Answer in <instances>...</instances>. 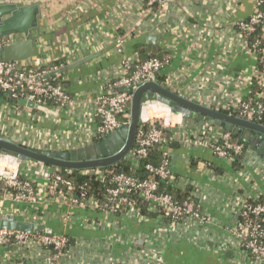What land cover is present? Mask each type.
Returning a JSON list of instances; mask_svg holds the SVG:
<instances>
[{
  "label": "crops",
  "instance_id": "obj_1",
  "mask_svg": "<svg viewBox=\"0 0 264 264\" xmlns=\"http://www.w3.org/2000/svg\"><path fill=\"white\" fill-rule=\"evenodd\" d=\"M31 4L40 5L42 16L34 32L41 40L35 60L48 64L65 58L67 66L88 60L61 74L73 100L71 106L30 111L0 100L2 125L14 134H26L24 141L29 139L33 146L37 142L44 150L77 151L93 145L87 143L92 108L86 104L111 91L109 80L126 61H142L136 46L167 61L158 82L189 100L229 111L252 94L257 56L248 51L236 26L255 13L256 0H165L156 11H148L144 0H34ZM150 37L153 43L148 42ZM119 39H125L121 50ZM8 114L10 124L5 122ZM173 146V168L181 182L202 187L196 198L210 215V223L191 221L172 231L168 221L162 224L156 218L144 221L128 212L80 207L67 191L50 190L42 177L44 165L31 163L22 171L34 177L39 203H16L6 193L0 195V215L10 212L24 221L37 220L51 227L56 236H69L73 243L58 260L52 248L44 247L15 260L147 264L146 253L153 250L161 260L157 264H258L230 243V230L237 205L246 196L264 193V160L253 150L261 163L247 155L236 169L208 147L180 139ZM229 251L232 255L228 257Z\"/></svg>",
  "mask_w": 264,
  "mask_h": 264
},
{
  "label": "built area",
  "instance_id": "obj_2",
  "mask_svg": "<svg viewBox=\"0 0 264 264\" xmlns=\"http://www.w3.org/2000/svg\"><path fill=\"white\" fill-rule=\"evenodd\" d=\"M32 2L34 0H0V3H18L21 5L31 4ZM156 2L160 3L159 6L164 5L161 0H149L148 5L151 6ZM263 4L264 0H256L255 13L248 20L242 21L236 26L238 36L246 44L248 51L257 56L258 69L255 80L262 88H264V41H257L255 44L250 45L248 37L258 29H261L264 33ZM147 10L151 11L150 8ZM23 39V35L20 34L5 36L0 39V48ZM259 45H261L260 50L257 49ZM124 46L125 39H119L117 48L121 50ZM33 59L22 62H0L1 95L9 94L11 98L33 102L39 107V109H35L37 111L48 112L49 109L73 105V100L65 91L63 85L52 84L49 80L51 74L65 68V66H53L45 70L44 68L52 62L45 64L42 61H33ZM166 63V60L155 58L145 62L140 61V59H133L123 64V69L118 72L120 74L116 73L115 77L109 80L111 91L100 93L93 101L86 104V107L89 108L90 106L92 108V110L90 109L91 119L89 118L92 129L87 138V143L92 142L95 144V139L101 141L120 130L124 125L129 124L130 104L134 91L143 83L150 81L153 75L158 77ZM48 103H52V105L49 106ZM230 110L237 112L241 118L258 123L264 114V102L257 99L243 100ZM121 119L124 121L123 123L120 121ZM5 122L10 124L11 117L9 114L6 115ZM7 127L0 122V133L16 141V135L20 133L15 131L14 134ZM24 137L27 138L26 134H20L21 141L25 143L24 145H33V142L31 143L29 139L24 141ZM231 138L232 133L228 130L212 123L185 118L181 113L174 112L158 100H148L142 107L141 125L138 128L136 144L126 160L131 162L133 166L138 167L152 148L169 146L171 142L174 143L180 139L192 146L210 148L221 161L230 166L234 165L238 158L243 160L247 155H251L250 157L257 164L261 163L259 162L261 161L260 158L255 155L253 149L235 144L231 141ZM36 144L38 146L34 147H39L38 149L42 150L43 146H39L37 142ZM31 163L34 162L18 161L15 157L0 155V183L9 189L8 195L13 202L39 203V191L36 188L34 177L22 171V167ZM44 168L42 177L48 180L47 187L54 192H58V189L65 187L71 200L80 207L92 206L105 212L116 213L122 206H129L131 208L126 212L147 221V217L142 215L139 210L132 208V205H128L130 203L124 196L125 194L139 192L141 197L149 204L151 212L158 213L160 208H165V214H159L156 221L158 220L163 224L162 221H166V218L170 217L169 227L172 231H175L178 227L188 225L191 221L198 222L201 225L210 223V215L202 210L200 200H198V209H195L192 202L179 205L174 202L172 196L157 193L159 186L156 180L157 176L165 180L168 179L170 184L181 190L192 187V195L195 199L202 191V187L199 185L195 184L193 186L177 179L171 152L167 149L164 151V161L160 167L146 166L147 171L153 176L152 178L149 177L140 181L123 174L114 176L113 182L116 186L108 192L112 206L106 210L96 197H88L85 191L78 198L74 197L72 183L60 175L59 169L45 165ZM86 174L96 175L99 180H103L107 172L97 169L87 171ZM244 199L237 205L236 219L230 230L232 233L230 243L239 252L251 255L256 263L264 264V193L260 197L246 196ZM6 214L12 213L8 212ZM66 243L67 240L64 236H33L20 231L0 229V264L9 262L21 264L15 259L30 257L36 247L50 249L54 246L55 259L58 260L60 256L68 251H65ZM146 255L150 259L147 264H157L156 261H161L153 250L147 252Z\"/></svg>",
  "mask_w": 264,
  "mask_h": 264
},
{
  "label": "water",
  "instance_id": "obj_3",
  "mask_svg": "<svg viewBox=\"0 0 264 264\" xmlns=\"http://www.w3.org/2000/svg\"><path fill=\"white\" fill-rule=\"evenodd\" d=\"M41 19L39 4L0 3V39L11 34H20L24 37L17 43L0 48V62H22L36 57L41 40L35 37L34 32L39 28ZM148 42L153 43L154 38L150 37ZM86 62L88 60L74 63L50 76L66 73ZM5 96L20 107L39 109L33 102L25 99L17 100L11 98L9 94ZM148 100H158L174 112L181 113L185 118L212 123L228 130L235 137L247 139L250 148L264 160V125L189 100L158 82L156 75L134 91L130 104L129 124L105 139L77 151H54L29 147L0 133V153L15 157L18 161H30L56 169L91 170L114 166L126 159L133 150L138 128L141 125L142 107ZM0 229L20 231L33 236H56L55 231L46 224L37 220L24 221L13 214L0 216ZM231 255L232 251H229L227 256ZM39 264H53V262L47 260Z\"/></svg>",
  "mask_w": 264,
  "mask_h": 264
},
{
  "label": "trees",
  "instance_id": "obj_4",
  "mask_svg": "<svg viewBox=\"0 0 264 264\" xmlns=\"http://www.w3.org/2000/svg\"><path fill=\"white\" fill-rule=\"evenodd\" d=\"M148 3H149V0H146L145 8L147 9L150 8L151 11H156L160 5L159 2H156L151 6H149ZM262 9L264 11V4L262 6ZM257 41H264V33L261 31V29H258L255 33L251 34L248 37V42L250 45L255 44ZM135 48H136L135 49L136 52L138 53V55H140V58L144 62L150 59L161 58L160 56L155 55L154 52L149 53V50H147V48H144V46H136ZM257 49L260 50L261 45H259ZM67 64H68L67 59L61 58L59 60L53 61L49 66H46L44 69L47 70L53 66H56V67L65 66L66 67ZM49 80L52 84H62L65 91L67 92L65 88V83L62 80L61 74L53 75L49 78ZM0 99L18 108H22L17 103H13L10 100V98L6 97L5 95H1V93H0ZM250 99L252 100L257 99L259 101L264 102V88L260 87L257 84V81L255 79L253 81L252 94L245 97L244 100L248 101ZM48 105L51 106L52 103H48ZM221 111L228 113V114L238 116L237 112H232V111H227V110H221ZM120 121L122 123L124 122L122 119ZM258 123L264 125V114L262 116L261 121H259ZM99 141H100L99 139H95V143ZM231 141L235 144L244 145L245 148H250V146L247 144V139H241L239 137H235L232 134ZM166 149L167 150L174 149L173 142H171L169 146H159V147L152 148L149 151L148 156L142 159L138 167L133 166L131 162L124 159L118 162L114 166L102 168V170H105L107 172L105 179L103 180H99L96 175L86 174L87 171L97 170V169H91V170L59 169L60 170L59 173L64 179L72 183V187H73L72 192H73L74 197L78 198L81 195V193L85 191L88 197L90 196L96 197L99 200L100 204L103 207H105V210H106V209H109L110 206H112V202L110 200L108 192L109 190H111L112 188H115L116 186L115 183L113 182V177L116 175L123 174L129 177H132L134 179L140 180V181L145 180L149 177L152 178L153 176H151V174L147 171L146 166L153 165L154 167H160L164 161V151ZM240 159L241 158H238L236 163L234 164V166H236V169L240 167L238 166ZM219 171L220 170H218V172ZM175 174H176L177 179H179L180 178L179 174H177L176 172ZM156 180L159 183L158 192H157L158 194L172 196L174 202L179 205H183L184 203H187V202H192L194 204L195 209H198L199 201L193 197L191 189H186V191H182L176 188L175 186H173L172 184H170L168 179L165 180L158 176L156 177ZM58 191L66 192L67 189L65 187H61L60 189H58ZM8 192H9V189L4 184L0 183V195H3V194L5 195ZM124 196L130 203L128 205L130 206L132 205V208L139 210L142 215L148 218H156L159 214H165L166 212L165 208H160L158 213L151 212L149 210V204L141 197L139 192L125 194ZM130 208L131 207L129 206L127 207L122 206L116 213L121 214L123 212L128 211ZM170 220H171L170 217L166 218V221L170 222ZM65 238L67 240V243L65 245V251H67L71 247L73 240L69 236H66ZM51 248L54 251V253H56L54 246L50 247V249Z\"/></svg>",
  "mask_w": 264,
  "mask_h": 264
},
{
  "label": "rangeland",
  "instance_id": "obj_5",
  "mask_svg": "<svg viewBox=\"0 0 264 264\" xmlns=\"http://www.w3.org/2000/svg\"><path fill=\"white\" fill-rule=\"evenodd\" d=\"M36 60H37V59H36ZM36 60H35V58L33 59V61H36ZM21 140H22V139H21L20 137H18V138L16 139V141H17V142H19V143H21V144H22V143H23V141H21ZM23 144H25V143H23ZM26 145H27V146H29V147H34V146H33V145H31V144H29V145H28V144H26ZM34 148H35V147H34ZM42 150H44V149H42Z\"/></svg>",
  "mask_w": 264,
  "mask_h": 264
}]
</instances>
